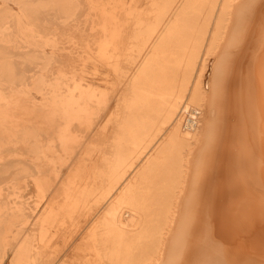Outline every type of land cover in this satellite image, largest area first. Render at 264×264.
<instances>
[{
  "label": "bare ground",
  "instance_id": "6f19581e",
  "mask_svg": "<svg viewBox=\"0 0 264 264\" xmlns=\"http://www.w3.org/2000/svg\"><path fill=\"white\" fill-rule=\"evenodd\" d=\"M10 2L19 10L14 12ZM142 3L1 0L0 151L5 145H25L31 161L62 162L80 144L76 129L96 124L98 111L107 101L108 108L115 106V112L109 119L113 123L110 149L103 155L104 166L94 175L99 187L88 184L73 195L66 192L65 204L59 210L51 206L35 222L36 233L22 236L17 229L12 238L7 233L0 236V263L14 239L17 244L11 264H44L40 261L43 254L34 250L38 248L34 241H46L58 221L64 224L73 219L74 212L86 213L93 203L98 207L102 202V211L97 209L96 218L80 231L75 244V252L83 257L79 264H165L179 252L177 246L184 240L187 224L191 222L196 228L206 220L208 224L215 222L216 199L209 202L210 211L205 204L193 205L208 185L202 182L201 173L207 159L212 155L217 158L219 150L228 145L227 123L234 118L231 127L235 125L236 115L240 117L241 110L246 113L247 105L251 117L264 122V0ZM83 4L100 28L94 53L88 54V59L108 65L109 95L93 83H83V77L48 80L41 75L34 79L33 87L42 94V101L22 106L21 100L31 98L28 90H15L14 84L21 79L7 53L12 50L7 49L14 48L17 37L36 46L43 47L41 43L46 41L54 47L39 30L50 22L42 15L53 11L58 18H73ZM251 23L255 27L248 35ZM244 35L248 47L240 52L236 47ZM250 36L256 38L251 45ZM38 52L25 53V58H41L47 64L45 50ZM249 53L253 54L247 64L249 74L239 95L242 80L229 81L228 73L231 68L240 71L243 59L241 66H235L234 58ZM213 54L214 59L210 57ZM244 91L247 100L240 98ZM252 129L257 141L260 137L264 142V124L252 122L251 128L241 131L243 150ZM244 131L248 135L242 134ZM43 134L46 140L38 138ZM55 146H60V151L53 150ZM212 176L217 179L215 173ZM45 182L42 177L35 178L39 191L45 192ZM178 206L182 207L176 215L174 208ZM23 217L22 206L0 205V228L6 232L14 231ZM163 248L167 250L165 257Z\"/></svg>",
  "mask_w": 264,
  "mask_h": 264
},
{
  "label": "rangeland",
  "instance_id": "374dc122",
  "mask_svg": "<svg viewBox=\"0 0 264 264\" xmlns=\"http://www.w3.org/2000/svg\"><path fill=\"white\" fill-rule=\"evenodd\" d=\"M144 3L146 4L147 0H143L142 4ZM10 6L14 12L19 10L12 2ZM87 11L83 4L75 10L76 15L73 18H58L53 11L42 15L50 22L39 26V30L41 29L43 35L46 34L43 39H49L48 43H52L54 47L46 44V41L41 43L43 47L36 46L17 37L14 48L7 49L10 52L12 50L11 53H7L10 54L9 59L13 61L12 67L16 70L18 79H21L14 84L15 90H28L31 98V101L21 100L22 106L26 107L30 102L40 103L42 101V94L33 87L34 79L41 75L48 80L55 77H83V83H93L109 95L111 74L108 65L88 59V54L94 53L96 39L100 36V28L92 22L90 19L92 17L87 15ZM254 27L251 23L246 33L253 34ZM253 38L251 39L250 36V45L253 41L256 42V38ZM244 40L249 41L244 35L236 47L240 52L248 47V42ZM40 49L45 50L48 55L47 64L41 58H35L33 61L25 58V53L33 55L34 52L39 53ZM252 55L249 53L244 58L237 55L233 63L235 66H241L239 62L243 59L241 69L236 72L231 68L228 73L229 81L240 82L242 80L243 84L241 82L237 88L239 95L241 88L242 92L245 88L244 78L249 74L247 64L251 62ZM210 57L214 59L215 54ZM244 59H246L245 63ZM231 89L235 92L234 87ZM25 96L23 95L22 99H25ZM247 96L248 93L244 91L240 98L246 99ZM108 103L109 101H107V106L106 103L104 104V109H99L96 124H92L90 128L82 126L80 130L76 129V133L80 136V144L74 147L71 155L62 162L49 164L31 161L28 147L25 145L2 146L3 149L0 151V205L7 204L13 209L22 206L24 217L18 226L13 227L14 231L11 229L6 232L5 229L0 228V236L7 233L12 238L17 229L20 234H23L22 236L36 233L35 222L39 221L51 206L59 210L65 204L66 192L73 195L88 184L95 188L97 183L99 187V182L94 175L95 171L104 166L103 155L110 149L109 143L113 131V123L109 119L115 112V106L108 108ZM247 108L246 113L241 110L240 117L236 115L235 125L231 127L234 118L227 123L225 129L228 130L230 136L228 145L219 150L220 155H217V158L213 155L208 158L207 166L201 172L204 173L202 182L208 185L201 194L198 193L199 198L196 197L193 205L205 204L210 211L208 204L216 199L218 215L215 222L208 224L206 220L203 226L196 224V228L191 222L187 224L188 230L183 238L185 242L177 246L179 252L165 264H264V142L262 138L259 139L260 137L257 141L253 133L255 129H252L251 132L249 130V143L245 144L244 150L241 146V141H243L241 131L248 126L251 128L252 122L259 126L264 122L256 118L255 121L251 117V107L247 105ZM38 138L46 140L45 134ZM53 150L60 151V146L53 147ZM83 169L84 171L81 172ZM214 173L217 179L213 180ZM36 177H42L46 181L45 192L39 191L35 184ZM102 187H105V181ZM91 206L86 213L84 211L74 212L73 219H67L69 222L60 224L58 221L49 231L46 241H34L38 245V248L34 250L43 254L41 262L44 264L55 262V264H79L83 257L75 252V244L79 242L78 239L82 235L80 231L87 226V222L89 225V222L91 223L96 218L97 209H101L99 212L102 211L103 203L101 202L98 207L94 203ZM181 207L174 208L177 209L176 215ZM200 208L203 214L206 213L202 206ZM75 237L77 241L74 240ZM16 244V240H10L7 253L0 264H11ZM165 249L163 248V257L167 254ZM29 251L30 249L25 254L28 255Z\"/></svg>",
  "mask_w": 264,
  "mask_h": 264
}]
</instances>
